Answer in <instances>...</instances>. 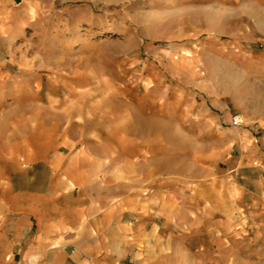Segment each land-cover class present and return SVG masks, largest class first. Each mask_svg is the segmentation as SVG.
Masks as SVG:
<instances>
[{
    "label": "rangeland",
    "instance_id": "1",
    "mask_svg": "<svg viewBox=\"0 0 264 264\" xmlns=\"http://www.w3.org/2000/svg\"><path fill=\"white\" fill-rule=\"evenodd\" d=\"M262 137L264 0H0V264H264ZM54 162L38 238L1 201Z\"/></svg>",
    "mask_w": 264,
    "mask_h": 264
},
{
    "label": "crops",
    "instance_id": "2",
    "mask_svg": "<svg viewBox=\"0 0 264 264\" xmlns=\"http://www.w3.org/2000/svg\"><path fill=\"white\" fill-rule=\"evenodd\" d=\"M263 142L261 143V149L257 147H251L249 153L244 156V158L236 162L237 169L236 172L251 171L253 176L259 175V180L257 182V187H260L262 193L259 195V200H264V137ZM39 164L51 172L58 173L57 177H50L48 182L51 183L48 186L46 182L32 179V182H29L27 188L19 192L9 193L8 197L1 201L3 210L10 209L12 210L13 215H19L22 217L28 216V219L33 217V223L37 228L38 238L44 237V233L47 227L45 224L47 222V214L49 210H52L54 215L52 217L51 223H57L58 226L55 229L66 230L73 228V222L76 220V216L73 215L74 212H78V209L75 208V204L67 205L65 203L64 207H59V198L61 196L60 189L64 188V184L67 183V188L70 185L72 188H76V184L79 181L78 179L73 180L69 177L68 172L71 168L77 167L82 163H34ZM33 164V165H34ZM82 167V166H81ZM37 176V174H35ZM83 180V178H82ZM81 180V183H82ZM247 181V180H246ZM52 182L54 183L52 185ZM56 183V184H55ZM248 186V183H246ZM245 186V185H244ZM243 186V187H244ZM69 189V188H68ZM245 191L249 193L248 187L245 188ZM69 213L70 218H63L62 215ZM67 215V214H66ZM46 219V220H45ZM20 222L25 223L21 220ZM30 225V224H29ZM54 229V230H55ZM41 244H39L40 246ZM42 246V245H41ZM43 247V246H42ZM37 248V247H34Z\"/></svg>",
    "mask_w": 264,
    "mask_h": 264
},
{
    "label": "built area",
    "instance_id": "3",
    "mask_svg": "<svg viewBox=\"0 0 264 264\" xmlns=\"http://www.w3.org/2000/svg\"><path fill=\"white\" fill-rule=\"evenodd\" d=\"M241 125H242V122H241L240 120H238L237 117H236V118L234 119V121L231 123V126H232V127H236V128L241 127Z\"/></svg>",
    "mask_w": 264,
    "mask_h": 264
},
{
    "label": "bare ground",
    "instance_id": "4",
    "mask_svg": "<svg viewBox=\"0 0 264 264\" xmlns=\"http://www.w3.org/2000/svg\"><path fill=\"white\" fill-rule=\"evenodd\" d=\"M33 12L31 11L30 12V14H32ZM207 17L209 18V17H211L210 15H207ZM214 18H216L217 16H213ZM114 111L116 112V109H114ZM238 120H240L239 118H237ZM241 121V120H240ZM141 122V121H140ZM144 122V121H143ZM140 125H143V124H141L140 123ZM131 127V126H130ZM143 131L145 132V129H144V126H143V129H141V131L140 132H142L143 133ZM98 159H100V158H98ZM99 161V160H98ZM54 163H56V162H54ZM110 183V181L108 182V184ZM83 184H84V180H83ZM235 212H236V210H235ZM53 261V260H52Z\"/></svg>",
    "mask_w": 264,
    "mask_h": 264
}]
</instances>
